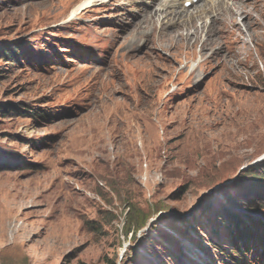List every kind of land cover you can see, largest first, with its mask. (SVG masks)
Here are the masks:
<instances>
[{"label":"rangeland","instance_id":"1","mask_svg":"<svg viewBox=\"0 0 264 264\" xmlns=\"http://www.w3.org/2000/svg\"><path fill=\"white\" fill-rule=\"evenodd\" d=\"M83 1L0 0V46L28 54L0 60V109L52 115H0V154L14 160L0 170V264H241L221 210L264 223L223 194L264 160V0H224L232 59L203 50L231 7L187 23L217 0L185 6L178 26L180 4L97 0L70 18ZM142 209L146 227L130 226ZM255 226L243 264H264Z\"/></svg>","mask_w":264,"mask_h":264},{"label":"trees","instance_id":"2","mask_svg":"<svg viewBox=\"0 0 264 264\" xmlns=\"http://www.w3.org/2000/svg\"><path fill=\"white\" fill-rule=\"evenodd\" d=\"M26 55L27 57L25 58ZM27 58H28V54L25 51V47L23 45H19L17 42L13 41V42H10L9 44H3L0 46V60L4 64L5 63L18 64L20 63V60L24 61V59H27ZM39 112L41 111L37 112L35 111V109H33L32 112H30L29 110L18 108L14 105L5 106V108L0 109V115H2V113H8L10 115H14V113L15 115L22 113L21 115L26 114L30 118L33 116H35L36 118H40V119L47 117L49 121L51 120L52 115L50 113H48V115L46 116L44 113H39ZM10 163H14V160H12L9 156H6L4 153H1L0 154V170L10 169L11 167ZM230 185H232V188L236 187L237 191L235 193H230V194L227 191H224L223 194L227 196L228 202H230L231 204H236V205L241 204V205L248 206L250 207L251 210H255V209L264 210V160H261L259 163L253 166H250L249 168L241 172L236 178V181L231 183ZM184 189H185L184 187L181 188V190H184ZM179 195L180 193L177 196ZM160 209L161 207H157V209L154 210V212L155 211L163 212V211L168 210V208H165L162 210ZM208 209H209L208 202H204L202 206L200 207V210L202 213L207 212ZM221 211H222L221 218L225 216V219L227 221V223L224 224V228L226 231L225 239L227 241L229 238H231V240H229L228 242L231 245V246H228V252H227L228 256L232 259V261L234 262L238 261L239 263L243 264V262L240 260V258L243 256V253L241 251L247 250L246 244L249 243L248 237L250 236V231H251L250 228L257 229L255 225H259L263 229L262 232L264 233V223L260 220L259 222L255 220L253 221V219L249 216L248 219L249 221H251L250 222L251 226L249 228V227H246V225L239 220L241 216L240 214H236L234 213V211H231L230 209L228 210L226 208H224ZM150 216H151V213L146 212L143 209L139 210V213L137 214V216L132 214L130 218V226L131 224L136 223L138 224V227H140V229H143L146 227L147 223L152 218ZM214 222H215V219H213V221L210 222V226H212V229H210L211 230L210 234L212 233V235L214 234V229H216L213 225ZM187 226L188 224L186 225V227ZM189 227L192 228L191 226ZM129 230L130 229L128 228V231ZM253 236H254V239H253V242H254L256 238L260 240L264 235L262 236L260 234L254 233ZM235 238H237L238 242L240 243L232 242ZM209 240H212V239H209ZM209 240L207 239V236H206V241H209ZM209 242L213 243V240ZM241 247H243L244 249ZM252 248L254 249V245H252ZM261 249L262 247H260L259 245L256 249L257 255H260ZM234 251H236V253H233Z\"/></svg>","mask_w":264,"mask_h":264},{"label":"bare ground","instance_id":"3","mask_svg":"<svg viewBox=\"0 0 264 264\" xmlns=\"http://www.w3.org/2000/svg\"><path fill=\"white\" fill-rule=\"evenodd\" d=\"M97 0H84L83 2H81V4L78 6L77 10H75L71 15H70V18L71 17H74L72 15H76L78 12H80L81 10L85 9V8H88L90 6H92ZM186 1H190L191 4L193 3V0H169V1H166V0H162V4L161 6L163 8H169V7H175L177 5L180 4L181 6V11L179 12H176V11H171L170 12V15L173 17V24L174 25H179V19L181 18V14L185 12V2ZM229 6L231 7V11L229 13H225L224 15H222L220 18H219V23H218V26L216 28V35H207V38L204 40L203 42V50H206V48H209V47H212L213 45H218L219 48L218 50H221V51H225V55L228 57V58H231L232 59V52H234V50H232L231 48L229 50H225L224 49V46H223V43H222V40L224 38H227L228 36L232 37V3H228L224 0H217V1H214L213 3H205L203 4L202 6H200L199 10L197 11L196 15L195 16H191L190 15V18L187 20V23L188 22H194V21H197V20H200L202 18H205V17H208L209 15H211L212 13L215 14L217 13L218 10L220 7L222 6ZM251 5V4H250ZM240 8V7H239ZM250 8V7H249ZM216 11V12H214ZM242 12V11H241ZM238 14V13H237ZM220 16V15H219ZM210 17V16H209ZM250 19V18H249ZM255 21V20H254ZM239 22H234V26L236 27L237 24ZM151 24V23H150ZM189 24V23H188ZM188 24H187V27H188ZM191 25V24H190ZM193 25V24H192ZM208 27V26H207ZM186 28V27H185ZM200 29V30H199ZM197 29L194 33H192L191 35L188 33L186 37H182V39L186 40L187 42H190L192 40V38H197L200 34H201V28ZM235 30V29H234ZM238 31V30H237ZM173 32V31H172ZM207 34V33H206ZM243 34V33H242ZM193 35V36H192ZM184 36V35H182ZM172 40V46H175L176 45V41L173 39ZM178 42V40H177ZM212 50H210L212 53H221L217 50H214L213 48H211ZM225 56V57H226Z\"/></svg>","mask_w":264,"mask_h":264},{"label":"water","instance_id":"4","mask_svg":"<svg viewBox=\"0 0 264 264\" xmlns=\"http://www.w3.org/2000/svg\"><path fill=\"white\" fill-rule=\"evenodd\" d=\"M163 212H166V211H163Z\"/></svg>","mask_w":264,"mask_h":264}]
</instances>
